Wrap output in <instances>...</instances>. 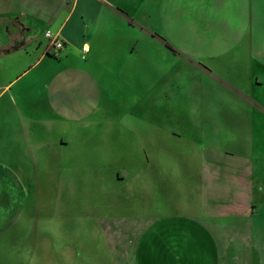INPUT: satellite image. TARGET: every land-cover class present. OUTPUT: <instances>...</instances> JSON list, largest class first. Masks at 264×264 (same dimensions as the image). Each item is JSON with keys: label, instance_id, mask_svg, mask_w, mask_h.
Segmentation results:
<instances>
[{"label": "rangeland", "instance_id": "1", "mask_svg": "<svg viewBox=\"0 0 264 264\" xmlns=\"http://www.w3.org/2000/svg\"><path fill=\"white\" fill-rule=\"evenodd\" d=\"M71 4L0 0V264H264V0L216 60L117 19L57 52Z\"/></svg>", "mask_w": 264, "mask_h": 264}, {"label": "crops", "instance_id": "2", "mask_svg": "<svg viewBox=\"0 0 264 264\" xmlns=\"http://www.w3.org/2000/svg\"><path fill=\"white\" fill-rule=\"evenodd\" d=\"M249 4L254 0H76L57 23L54 35L65 47L93 45L87 39L115 24L114 19L131 27L134 21L174 47L184 46L186 40L203 46L207 53L202 55L216 60L246 44L251 29Z\"/></svg>", "mask_w": 264, "mask_h": 264}, {"label": "built area", "instance_id": "3", "mask_svg": "<svg viewBox=\"0 0 264 264\" xmlns=\"http://www.w3.org/2000/svg\"><path fill=\"white\" fill-rule=\"evenodd\" d=\"M47 38L51 41L53 47H54V50L57 51V52H60L63 50V48H65V43L64 41H62L58 35H53L51 32H48L47 33ZM87 48H85L83 50V52H87Z\"/></svg>", "mask_w": 264, "mask_h": 264}, {"label": "trees", "instance_id": "4", "mask_svg": "<svg viewBox=\"0 0 264 264\" xmlns=\"http://www.w3.org/2000/svg\"><path fill=\"white\" fill-rule=\"evenodd\" d=\"M162 39L166 42L167 47H169L171 50L175 51V47L172 44H170L165 38H162ZM47 53L50 55V51L48 49H47Z\"/></svg>", "mask_w": 264, "mask_h": 264}]
</instances>
